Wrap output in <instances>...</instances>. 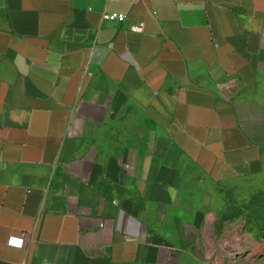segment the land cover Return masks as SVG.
<instances>
[{"label":"crops","instance_id":"obj_1","mask_svg":"<svg viewBox=\"0 0 264 264\" xmlns=\"http://www.w3.org/2000/svg\"><path fill=\"white\" fill-rule=\"evenodd\" d=\"M181 162L264 175V0H0V264H178Z\"/></svg>","mask_w":264,"mask_h":264},{"label":"rangeland","instance_id":"obj_2","mask_svg":"<svg viewBox=\"0 0 264 264\" xmlns=\"http://www.w3.org/2000/svg\"><path fill=\"white\" fill-rule=\"evenodd\" d=\"M181 163L185 175L178 182L183 185L172 191V195L179 205H187L178 216L182 213L181 217L195 223L197 241L186 239L189 227L170 223L174 219L163 216L161 209H152L162 219L160 223L153 222L156 218L153 215L147 218L151 220L148 224L151 231L179 237L173 241L177 251H169L173 260L178 264H264V175L210 179L197 173L191 165ZM93 178L82 176L80 182L98 190L103 197L123 200L124 185L127 189L133 188L132 175L124 183L122 180L110 182L106 176L101 180ZM126 197L137 203L136 192L128 191ZM162 242L172 243L171 240Z\"/></svg>","mask_w":264,"mask_h":264},{"label":"built area","instance_id":"obj_3","mask_svg":"<svg viewBox=\"0 0 264 264\" xmlns=\"http://www.w3.org/2000/svg\"><path fill=\"white\" fill-rule=\"evenodd\" d=\"M102 18L109 21H117V22H124L126 15L124 13H118V12H104L102 14ZM134 29H141V25L134 27ZM17 245L19 247L24 246V239L23 237H20L18 239Z\"/></svg>","mask_w":264,"mask_h":264}]
</instances>
